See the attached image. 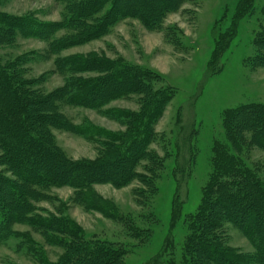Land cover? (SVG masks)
<instances>
[{"label": "trees", "instance_id": "16d2710c", "mask_svg": "<svg viewBox=\"0 0 264 264\" xmlns=\"http://www.w3.org/2000/svg\"><path fill=\"white\" fill-rule=\"evenodd\" d=\"M68 16L60 22H44L31 15L14 16L0 12V44L13 43L18 35L48 42V54L84 43L105 34L126 18L139 19L150 30H161L166 16L178 11L186 0H60ZM253 0H240L233 22L221 31L212 53L215 58L225 50L236 32L238 21L252 9ZM264 14V7L262 10ZM174 45H180V30L167 28ZM63 32V33H62ZM181 36V35H180ZM253 65H264V26L257 36ZM0 58V166L13 177L0 173V241L11 233V225L20 222L34 209L33 201L50 185H68L77 200L86 208L124 220L125 216L110 202L93 193L97 183L126 186L133 180L142 185L134 189L136 200L149 217V199L157 191V181L165 168L166 156L150 148L164 139L155 131L157 117L162 114L172 95L155 89L158 76L149 69L123 61L101 57L57 56L58 69L68 74L63 87L43 94L37 81L21 75L26 57L14 60ZM96 74V75H93ZM87 74V75H86ZM139 95L138 111L110 109L125 126V131L112 132L88 124L77 127L59 111L58 101L90 109H101L109 102L126 96ZM70 127L98 143L102 151L95 160H73L54 143L50 128ZM223 127L231 149L264 150V104L247 103L228 108L223 114ZM167 149L168 140H163ZM185 145L192 154L193 144ZM213 171L204 188L201 203L187 217L189 232L184 242L167 237L162 251L146 264H264V180L244 165L242 159L223 143L213 148ZM167 152V151H166ZM178 157V158H177ZM176 156L173 176L177 183L174 214L180 208V191L190 178L191 158L186 165ZM139 166L143 172L138 171ZM189 167V168H188ZM151 202V201H150ZM180 206V205H179ZM147 218V219H148ZM130 217L125 223L128 235L138 242L149 241L152 230L136 225ZM231 223L238 227L254 247V254L237 252L225 245L223 229ZM31 224L48 236V242L63 247L56 262L45 264H124L127 249L121 244L85 239L82 229L66 216H45ZM33 242L31 246H33ZM178 247L181 254L175 256Z\"/></svg>", "mask_w": 264, "mask_h": 264}, {"label": "rangeland", "instance_id": "374dc122", "mask_svg": "<svg viewBox=\"0 0 264 264\" xmlns=\"http://www.w3.org/2000/svg\"><path fill=\"white\" fill-rule=\"evenodd\" d=\"M239 1L186 0L180 10L166 16L161 30H150L139 19L126 18L105 34L68 47L59 54H48V42L34 37L18 35L13 43L0 44L2 61L19 56L27 58V62L18 67L21 75L37 81L35 88L45 95L66 83L68 74L58 69L57 56L89 54L149 69L158 76L152 82L153 87L172 95L155 124V131L164 139L150 146L162 157L166 156L165 168L157 181L158 191L147 206L146 213L150 218L143 215L145 209L135 198L134 189L142 186L138 180L121 187L111 183L93 186V193L102 201L112 203L125 216L124 220L86 208L68 185L37 188L41 196L33 201L34 209L20 222L12 223L10 235L0 241V264H45V260L52 263L59 259L63 247L49 243L46 233L31 224L32 220L45 216L70 218L82 229L85 239L121 244L127 249L124 264H146L162 251L167 237H173L176 243L184 242L189 232L187 217L201 203L213 171V148L223 143L236 153L227 141L224 112L247 103L264 104V65H253L255 42L264 26V0H253L252 9L238 21L236 32L225 50L218 58L212 54L219 33L227 31L232 24ZM0 12L14 16L31 15L44 22H60L68 16L64 2L60 0H0ZM170 27L180 30V45H174L168 36L166 30ZM58 104L59 111L73 125L92 124L112 132L125 131L126 126L108 113L110 109L138 111L141 108L139 95L115 99L101 109L61 101ZM50 134L59 149L73 160H95L102 154L95 140L70 127L52 126ZM166 139L169 144L164 149L162 142ZM186 141L193 144L192 154H189ZM178 155L186 167L191 158L188 167L191 174L183 183L181 201L176 206L181 210L175 216L177 183L172 172ZM237 155L247 168L264 180L263 149L250 147ZM138 171L144 173L141 166ZM0 173L13 177L3 166H0ZM130 217L136 225L151 228L149 241L138 242L139 239L128 235L125 221ZM223 239L227 247L237 252L254 254L248 238L231 223L225 224ZM173 254L179 256L181 249L176 247ZM187 264L194 263L189 261Z\"/></svg>", "mask_w": 264, "mask_h": 264}]
</instances>
